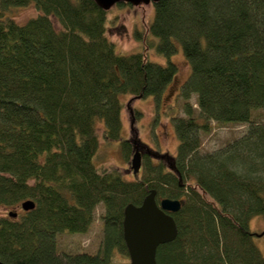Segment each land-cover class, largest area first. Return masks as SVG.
Wrapping results in <instances>:
<instances>
[{
    "label": "trees",
    "instance_id": "obj_1",
    "mask_svg": "<svg viewBox=\"0 0 264 264\" xmlns=\"http://www.w3.org/2000/svg\"><path fill=\"white\" fill-rule=\"evenodd\" d=\"M31 3L36 17L20 24L10 16ZM153 4L147 33L167 64L146 51L119 53L108 36L109 10L95 0H0V207L36 205L0 217L5 263L115 264L119 255L130 257L126 206L141 205L154 189L158 201H184L171 213L177 237L158 247L157 264H264L250 230V221L264 216V122L251 117L264 108V0ZM177 41L191 67L180 92L184 116L174 118L177 154L145 155L133 179L120 167H98V123L131 160L133 141H141L122 137V95L161 98L179 72L171 59ZM212 121L249 126L202 152ZM99 205L98 250L62 248L61 234L90 231Z\"/></svg>",
    "mask_w": 264,
    "mask_h": 264
},
{
    "label": "rangeland",
    "instance_id": "obj_2",
    "mask_svg": "<svg viewBox=\"0 0 264 264\" xmlns=\"http://www.w3.org/2000/svg\"><path fill=\"white\" fill-rule=\"evenodd\" d=\"M127 4V3H126ZM114 5L108 12V36L116 44L119 53L131 54L146 51L148 59L161 64H167L168 59L157 51L158 39L147 33V25L151 24L155 17V7L153 2L140 6ZM11 17L20 24H24L29 19L36 17L39 11L34 3L24 7L13 8ZM57 27H60L55 19ZM136 33H140L146 40L137 38ZM177 52L172 56V61L178 64L179 72L170 86L166 89L161 98L153 95L144 97H134L123 94L122 98L125 108L122 112L123 128L122 137L124 139L139 140L145 144L150 155L158 159L157 153L161 155L177 154L179 139L177 137L174 118L184 116L182 109V99L180 96L181 87L187 80L191 72L190 64L184 57L183 49L179 41ZM191 102L196 107L198 120L202 122L203 116L198 110L197 95H194ZM135 110L140 112L138 118L134 117ZM252 120L264 122V108L254 110ZM100 144L94 162L98 167L117 166L122 168L127 179L135 178L130 161H126L123 155L120 141H110L104 137L103 124L98 123ZM248 123H217L212 121V131L203 136L202 152L212 151L224 144L242 136ZM141 148V147H140ZM146 154L142 155L143 157ZM23 212L22 207H0V217H8V212ZM104 208L99 205L95 210V221L87 234H61L59 237L62 248L70 251L96 252L100 247L103 238L102 217ZM250 230L254 234V243L257 244L264 256V216H255L250 221ZM115 264H130V257L119 255Z\"/></svg>",
    "mask_w": 264,
    "mask_h": 264
},
{
    "label": "water",
    "instance_id": "obj_3",
    "mask_svg": "<svg viewBox=\"0 0 264 264\" xmlns=\"http://www.w3.org/2000/svg\"><path fill=\"white\" fill-rule=\"evenodd\" d=\"M105 10H110L118 3H127L133 6H140L157 2L159 0H95ZM141 97V96H139ZM135 144L136 141H133ZM131 160L133 175L139 174L142 167V149L135 146ZM156 190L145 197L141 205L126 206L123 233L129 251L130 264H157V250L162 244L173 241L178 234L176 221L171 213L178 212L183 200L162 198L158 201ZM33 200L22 203L25 211L35 208ZM10 216L16 217V212H8ZM264 234V233H263ZM0 264H7L0 259ZM82 264H91L84 262Z\"/></svg>",
    "mask_w": 264,
    "mask_h": 264
},
{
    "label": "flooded vegetation",
    "instance_id": "obj_4",
    "mask_svg": "<svg viewBox=\"0 0 264 264\" xmlns=\"http://www.w3.org/2000/svg\"><path fill=\"white\" fill-rule=\"evenodd\" d=\"M135 146H138V148L140 149V147H141V149H142V151H143V155L144 154H150V150H149V148L145 145V144H143V143H141V142H136L135 144H134Z\"/></svg>",
    "mask_w": 264,
    "mask_h": 264
}]
</instances>
